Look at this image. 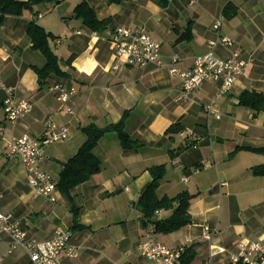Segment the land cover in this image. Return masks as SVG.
<instances>
[{
	"label": "crops",
	"instance_id": "crops-1",
	"mask_svg": "<svg viewBox=\"0 0 264 264\" xmlns=\"http://www.w3.org/2000/svg\"><path fill=\"white\" fill-rule=\"evenodd\" d=\"M83 3L100 21L109 22L105 31L92 32L76 16ZM164 3L50 0L20 17L6 16L0 25V78L15 99L32 104L31 113L7 122L3 106L9 94L0 88V212L12 214L29 237L39 241L51 240L58 231L70 232L71 246L79 254L63 257L62 264H152L139 252L150 225L144 227L136 205L152 183L149 170L159 166L166 168L159 198L189 192L195 199L189 208L191 224L169 235L155 233L157 242L171 249L193 248L191 264H232L241 244L264 243V178L252 174L253 168L264 166V156L236 152L264 148V113L239 104L244 92L264 95V0ZM228 6L236 12L232 19L224 17ZM32 22L54 37L50 47L66 74L51 77L44 87L35 69H43L46 59L29 37ZM122 27L157 41L161 66L115 70L109 37ZM226 36L247 64L243 75L226 96L218 97L219 82H206L180 99L181 79L170 73L173 58H178L181 71L211 52L226 60L231 51L210 46ZM57 84L77 89L67 105L50 90ZM48 118L68 131L66 140L45 148L39 163L57 185L54 203L35 194L22 163L9 156L8 148L12 138L40 137ZM123 119L132 147L124 148L118 133H107L93 151L101 172L64 192L60 174L87 141L82 129H105ZM175 126L181 133L167 134ZM171 214L161 211L157 216L165 220ZM206 228L213 232L210 240H205ZM10 248L11 239L3 236L1 264H32L24 249L8 253Z\"/></svg>",
	"mask_w": 264,
	"mask_h": 264
},
{
	"label": "built area",
	"instance_id": "built-area-1",
	"mask_svg": "<svg viewBox=\"0 0 264 264\" xmlns=\"http://www.w3.org/2000/svg\"><path fill=\"white\" fill-rule=\"evenodd\" d=\"M230 1V0H229ZM222 22L215 24L214 29L219 31ZM109 41L115 48V70L120 67L144 68L149 65L161 66V45L152 37L135 31L131 28H118L111 32ZM221 45L231 51L226 60L217 58L214 53H209L195 59L193 67L188 71L178 69V58L174 57L170 65V73L178 76L182 82V95L187 97L199 90L206 82H219L218 97L226 96L243 75L246 62L234 49L235 44L229 37H220L218 41L211 42V48ZM0 88L4 89L9 98L4 102L3 111L5 120L15 123L31 113L32 104L27 100H17L12 95V89H5L0 78ZM56 100L61 105H67L76 95L77 89L57 84L51 89ZM211 111V107L206 108ZM70 113V112H68ZM1 135V130H0ZM187 135L188 134H184ZM68 138V131L58 127L53 118H48L45 130L38 138L25 136L12 138L8 143L9 156L18 159L27 175L28 184L36 195L56 201L55 191L57 185L52 177L39 169V163L45 156V148L51 144L64 141ZM195 148V146H193ZM187 182L186 179H184ZM2 198L0 194V199ZM212 233L205 229V240H210ZM3 236L11 239V248L8 253L17 248H22L29 255L32 264H62V258L75 259L79 251L71 246L72 234L68 231H58L51 240L39 241L30 238L28 233L12 214L0 212V242ZM185 248L171 249L155 239V226L150 225L146 230L143 242L139 245L140 254L150 260L152 264H181V257ZM0 259V264L2 263ZM232 264H264V243L241 244L240 251L231 259Z\"/></svg>",
	"mask_w": 264,
	"mask_h": 264
},
{
	"label": "trees",
	"instance_id": "trees-1",
	"mask_svg": "<svg viewBox=\"0 0 264 264\" xmlns=\"http://www.w3.org/2000/svg\"><path fill=\"white\" fill-rule=\"evenodd\" d=\"M50 0H0V25L3 23L6 16L20 17L27 11H32L33 7L40 3ZM125 0H107L109 4H121ZM159 4L164 6V0H158ZM236 12L228 6L224 11L226 19H232ZM76 16L83 20L84 25L92 32H103L107 29L108 21H100L97 18L96 12L87 3H83L76 8ZM29 37L31 38L34 49L41 53L46 59V66L39 70L35 69L41 87L47 85L48 80L57 76L60 78L66 77V74L61 70L60 60L55 55L50 47V40L54 37L46 32L42 27L32 22L29 29ZM67 64H71L68 61ZM239 104L242 107L248 108L256 113H264V95L257 92H244L239 97ZM125 119L117 125H111L105 129H98L95 126H88L83 128L87 141L80 148L77 155L70 160L60 174L59 187L66 193H69L76 187L88 182L94 175L101 172V165L98 159L94 156L93 151L99 141L107 133H118L124 148H131L132 141L124 130ZM180 127H172L167 134L181 133ZM241 150L252 151L256 154L264 156L263 149H250L242 148L237 149L236 152ZM235 152V153H236ZM234 154L230 156L232 158ZM152 176V183L147 188L145 193L138 201L136 207L143 217V225L155 226V233L169 235L181 230L182 228L191 224L189 215V208L195 199V196L189 192H184L175 198H159L157 190L160 181L166 174L165 166L154 167L149 170ZM252 174L255 177L264 178V166H258L252 169ZM161 211L171 212V216L165 220H159L157 213ZM196 252L193 248L185 249L181 257V264H191L195 259ZM238 264H243L239 262Z\"/></svg>",
	"mask_w": 264,
	"mask_h": 264
}]
</instances>
